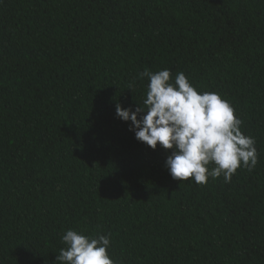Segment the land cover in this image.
Segmentation results:
<instances>
[{"label": "trees", "instance_id": "16d2710c", "mask_svg": "<svg viewBox=\"0 0 264 264\" xmlns=\"http://www.w3.org/2000/svg\"><path fill=\"white\" fill-rule=\"evenodd\" d=\"M145 69L230 102L256 167L174 180L116 115ZM69 229L116 264H264V0H0V264H55Z\"/></svg>", "mask_w": 264, "mask_h": 264}, {"label": "clouds", "instance_id": "9594fccd", "mask_svg": "<svg viewBox=\"0 0 264 264\" xmlns=\"http://www.w3.org/2000/svg\"><path fill=\"white\" fill-rule=\"evenodd\" d=\"M146 97L133 110L116 105V115L131 122L135 138L156 149L172 150L166 168L174 180L198 185L224 177L225 183L241 167L258 164L255 139L241 130L242 120L230 102L215 92H200L183 72L174 81L169 69H145ZM128 89H132L131 87ZM111 234L89 236L69 229L62 236L55 264H116L109 254Z\"/></svg>", "mask_w": 264, "mask_h": 264}]
</instances>
